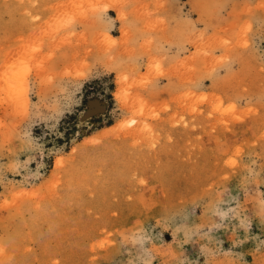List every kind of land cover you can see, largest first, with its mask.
Here are the masks:
<instances>
[{"label":"rangeland","instance_id":"374dc122","mask_svg":"<svg viewBox=\"0 0 264 264\" xmlns=\"http://www.w3.org/2000/svg\"><path fill=\"white\" fill-rule=\"evenodd\" d=\"M0 264H264V0H0Z\"/></svg>","mask_w":264,"mask_h":264}]
</instances>
